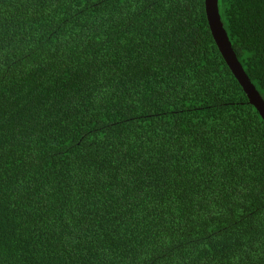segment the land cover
<instances>
[{
	"label": "trees",
	"instance_id": "16d2710c",
	"mask_svg": "<svg viewBox=\"0 0 264 264\" xmlns=\"http://www.w3.org/2000/svg\"><path fill=\"white\" fill-rule=\"evenodd\" d=\"M264 101V0H219ZM0 264H264V120L206 0H0Z\"/></svg>",
	"mask_w": 264,
	"mask_h": 264
},
{
	"label": "water",
	"instance_id": "95a60500",
	"mask_svg": "<svg viewBox=\"0 0 264 264\" xmlns=\"http://www.w3.org/2000/svg\"><path fill=\"white\" fill-rule=\"evenodd\" d=\"M218 2L219 0H206V13L212 36L228 67L248 96L250 104L256 108L264 120V101L245 73L230 43L220 17Z\"/></svg>",
	"mask_w": 264,
	"mask_h": 264
}]
</instances>
